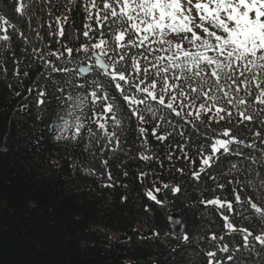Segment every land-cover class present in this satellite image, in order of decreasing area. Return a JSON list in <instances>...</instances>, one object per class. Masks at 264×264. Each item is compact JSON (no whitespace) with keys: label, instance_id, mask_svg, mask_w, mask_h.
I'll use <instances>...</instances> for the list:
<instances>
[{"label":"snow or ice","instance_id":"6c2138e0","mask_svg":"<svg viewBox=\"0 0 264 264\" xmlns=\"http://www.w3.org/2000/svg\"><path fill=\"white\" fill-rule=\"evenodd\" d=\"M51 3L5 0L0 74L43 66L28 94L53 139L79 151L73 169L126 188L111 169L126 178L141 163L133 178L162 205L182 188L159 175L183 177L184 162L221 221L196 249L204 264H264V0H67L80 26L63 15L45 29ZM177 239L192 245L183 229Z\"/></svg>","mask_w":264,"mask_h":264},{"label":"trees","instance_id":"16d2710c","mask_svg":"<svg viewBox=\"0 0 264 264\" xmlns=\"http://www.w3.org/2000/svg\"><path fill=\"white\" fill-rule=\"evenodd\" d=\"M66 6L67 0H52L47 5L52 16L38 13L39 22L46 29L55 17L68 15L80 26L75 10L70 14ZM4 8L5 0H0ZM6 66L7 77L0 74V264H204L196 249L205 248L201 237L209 225L220 234L221 221L210 207L199 204L201 196L188 179L190 166L176 164L185 170L183 177L174 170L159 175L182 188L176 195L164 190L162 205L148 201L147 185L133 178L142 167L138 162H129L126 178L111 169L126 188L102 187L96 177L73 169V161L82 157L70 143L53 139L48 117L36 118L28 89L46 71L43 66H34L22 81L12 75L11 63ZM213 195L203 193L206 199ZM123 196L128 199L122 201ZM172 211L181 215L191 246L173 236L168 221Z\"/></svg>","mask_w":264,"mask_h":264},{"label":"water","instance_id":"95a60500","mask_svg":"<svg viewBox=\"0 0 264 264\" xmlns=\"http://www.w3.org/2000/svg\"><path fill=\"white\" fill-rule=\"evenodd\" d=\"M170 219L172 220V229L174 230L175 235L178 236L181 232V221L179 217L175 214L170 215Z\"/></svg>","mask_w":264,"mask_h":264}]
</instances>
